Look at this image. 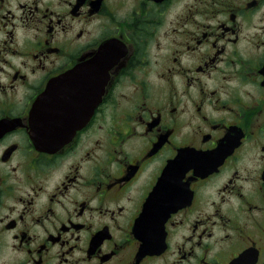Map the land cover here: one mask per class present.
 Here are the masks:
<instances>
[{"label":"flooded vegetation","instance_id":"af4514ba","mask_svg":"<svg viewBox=\"0 0 264 264\" xmlns=\"http://www.w3.org/2000/svg\"><path fill=\"white\" fill-rule=\"evenodd\" d=\"M0 264H264V0H0Z\"/></svg>","mask_w":264,"mask_h":264},{"label":"water","instance_id":"95a60500","mask_svg":"<svg viewBox=\"0 0 264 264\" xmlns=\"http://www.w3.org/2000/svg\"><path fill=\"white\" fill-rule=\"evenodd\" d=\"M67 75H64L62 78L57 79L49 84L50 87H56V86H67ZM97 103H94V105L89 109H84V126L86 125V122L88 121L89 117L94 112V109L96 107ZM41 145H47L45 143H41Z\"/></svg>","mask_w":264,"mask_h":264}]
</instances>
